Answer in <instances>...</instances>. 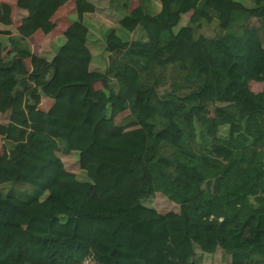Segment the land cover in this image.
I'll list each match as a JSON object with an SVG mask.
<instances>
[{"label": "trees", "instance_id": "obj_1", "mask_svg": "<svg viewBox=\"0 0 264 264\" xmlns=\"http://www.w3.org/2000/svg\"><path fill=\"white\" fill-rule=\"evenodd\" d=\"M62 1L34 0L28 16L48 31L41 8ZM232 1L159 0L153 11L138 0L119 23L144 40L105 36L126 59L110 65L117 90L95 88L109 71L74 54L77 21L50 59L13 36L10 53L0 45V264H201L217 246L230 261L216 264H261L264 84L248 81H264V47L252 29L222 30ZM75 5L78 18L92 9ZM247 14L264 20V0ZM40 94L52 97L45 109ZM57 151L76 152L80 176L55 173ZM154 190L178 209L146 203Z\"/></svg>", "mask_w": 264, "mask_h": 264}, {"label": "crops", "instance_id": "obj_2", "mask_svg": "<svg viewBox=\"0 0 264 264\" xmlns=\"http://www.w3.org/2000/svg\"><path fill=\"white\" fill-rule=\"evenodd\" d=\"M44 1L48 2L50 0ZM85 1L92 5V9H84L79 18L76 12L75 0H63L51 12H47L42 7L41 12L47 14L48 20L52 23V27L48 31H43L28 16V8L32 6L34 0H0V45L3 47L2 53H5L6 50L10 53L11 44L8 38L9 36H13L24 43L30 52L40 55L45 59H50L55 49L63 41V32L72 22L77 21L78 30L83 37V41L74 50V54L77 57L85 53L88 54V70L109 71V78L107 80L99 79L93 82L95 88L106 89L109 85H113L114 89L117 90V78L113 74L114 65L111 67V71L110 65L114 63V60L115 62H124L126 59L122 56L123 51L115 52L107 49L105 36L109 31H112L122 41L133 42L144 40L145 36L141 28L135 27L128 31L119 23L123 12H128L135 7L138 4V0ZM250 3L251 0H233L227 7L225 19L221 23V27L222 30H225L230 26L237 31L252 29L259 39L260 46L264 47V20L258 16L247 14V7ZM150 5L153 11H157L160 2L159 0H150ZM186 17L187 13H182L175 27L183 24ZM51 102L52 97L40 94L38 108L45 109ZM262 149L264 152V145ZM60 155L76 158L75 151H70L69 153L57 151L56 157ZM70 167L71 165L68 168ZM72 173L75 174L74 172ZM154 192L161 193L156 190ZM249 198V201L255 205L256 202L253 196ZM167 199L171 201V199ZM242 235L244 239L251 241L253 240L254 232L252 234L242 232ZM259 257L261 264H264V255H259ZM229 261L230 253L219 246L214 251H204L201 253V264H216Z\"/></svg>", "mask_w": 264, "mask_h": 264}, {"label": "rangeland", "instance_id": "obj_3", "mask_svg": "<svg viewBox=\"0 0 264 264\" xmlns=\"http://www.w3.org/2000/svg\"><path fill=\"white\" fill-rule=\"evenodd\" d=\"M264 84L263 80H249L248 81V86L252 91H255L259 88L262 87V85ZM170 87V83L169 81L166 79L162 85L160 86V91H163L167 88ZM169 90V89H167ZM166 91V90H165ZM212 105L213 104H209L207 106V114L210 115L212 113ZM127 113L128 110H123L121 112H119L116 116H115V120H118L124 113ZM2 116V115H1ZM221 132L224 131L223 127H221L220 129ZM197 139V138H196ZM2 141L0 139V150H1V145H2ZM59 163L56 166V171L55 173L59 172L58 170L60 169V167L62 168L61 171H69V172H74L76 175L80 176L81 175V171L79 169V166L77 164L76 158L70 156V157H64V156H59L58 157ZM69 165H71L70 168ZM68 166V167H67ZM73 166V167H72ZM58 168V169H57ZM83 172V171H82ZM56 173V174H57ZM84 175V172H83ZM85 177V175H84ZM83 177V178H84ZM144 182L146 183H150L149 180H147L146 178H144ZM146 203L151 204L152 206H154L158 211H166V210H177L178 209V205L177 203L173 202L172 200H168L167 197L161 193L158 192H154L149 198L145 199ZM79 264V263H78ZM80 264H98L94 259L92 258H86L84 259Z\"/></svg>", "mask_w": 264, "mask_h": 264}]
</instances>
